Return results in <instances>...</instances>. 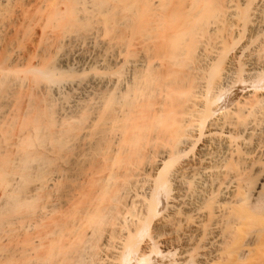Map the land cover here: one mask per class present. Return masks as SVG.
Masks as SVG:
<instances>
[{
    "label": "bare ground",
    "instance_id": "1",
    "mask_svg": "<svg viewBox=\"0 0 264 264\" xmlns=\"http://www.w3.org/2000/svg\"><path fill=\"white\" fill-rule=\"evenodd\" d=\"M0 264H264V0H0Z\"/></svg>",
    "mask_w": 264,
    "mask_h": 264
}]
</instances>
